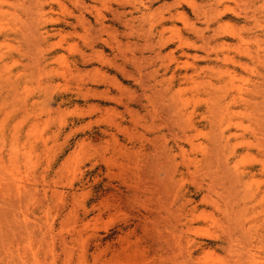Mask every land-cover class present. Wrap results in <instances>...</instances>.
Listing matches in <instances>:
<instances>
[{
  "label": "rangeland",
  "instance_id": "obj_1",
  "mask_svg": "<svg viewBox=\"0 0 264 264\" xmlns=\"http://www.w3.org/2000/svg\"><path fill=\"white\" fill-rule=\"evenodd\" d=\"M228 8L244 1L0 0L3 264H264V139L219 145L207 105L264 69L229 30L264 33Z\"/></svg>",
  "mask_w": 264,
  "mask_h": 264
},
{
  "label": "bare ground",
  "instance_id": "obj_2",
  "mask_svg": "<svg viewBox=\"0 0 264 264\" xmlns=\"http://www.w3.org/2000/svg\"><path fill=\"white\" fill-rule=\"evenodd\" d=\"M244 1V8L241 9H234V8H228L223 14L225 13H233L235 14V17L239 21H245L249 23V30L245 28V30L249 33L251 31H254L255 29L260 28L259 31H262L264 33V0H256V3L248 2L247 0ZM197 11L198 9L195 8ZM180 18L183 21H187V18L185 17L184 13H180ZM172 18V17H170ZM169 18V19H170ZM168 20V19H166ZM209 27H207L208 29ZM232 37H235L236 39L239 40L240 42V53L242 57H246L249 59H258L262 60L261 58L263 57L261 54H258V52H254L251 49V42L254 43V41H257V45H259L260 48H264L263 44H258L259 42H262L261 36L257 34V32H253L254 36L246 35L242 31L231 29L229 30ZM258 31V30H257ZM258 31V33H259ZM257 34V35H256ZM264 36V34H263ZM260 37V38H258ZM259 39V40H257ZM263 39V38H262ZM181 47H196V44H190L187 43L185 40L181 38ZM264 58V57H263ZM226 60H231L237 67H241L244 69L249 68V63L245 62L242 58L240 59H235V58H226ZM263 61V60H262ZM185 65H191L195 67V70L200 69L201 67L197 66L196 64H190V62H184ZM238 70L234 69L232 71V74L230 75L231 81L225 85L223 89H221V97L219 98L217 103H211L208 104V111L211 113H215L216 110L222 113L221 119L219 121H213L211 119V122L214 124L215 127L220 128V134L219 138H217L216 143H219V145L222 144H227L231 141L233 136H238V135H244L248 132L252 134L253 136L259 138L260 140L263 141L264 139V69L263 72H259V80L257 83H255L252 87L248 86H242L238 85L236 83V78L238 75ZM185 80H194V76L189 74H185L184 76ZM184 83L175 85V84H170L168 86V92L172 94V99L178 98L181 99V103H178V106L175 108L176 110L180 111H185L188 112V118L189 120L194 123L193 118L194 115L198 113V108L197 106H193L194 110L190 111L188 106L185 103V100L183 99V87ZM176 98V99H177ZM189 102V101H188ZM196 105V104H194ZM232 113H239V114H245L247 117H250V120H252L253 123L246 125L244 122H241L238 124V131L233 132V133H228L226 128H223L222 122L225 118V116L230 115ZM204 115V114H203ZM251 122V121H249ZM195 125V124H194ZM242 131V132H240ZM235 154V153H234ZM227 162H229V158L226 157ZM257 162L262 166V169H264V158L258 159ZM252 170L250 168H244L240 170V176L242 179L249 176L251 174ZM5 177L0 178V188L3 193H7L9 191L8 182H5ZM1 242V240H0ZM1 249V254H0V264L5 263L7 258L10 257V247L8 245H5L4 247L2 246Z\"/></svg>",
  "mask_w": 264,
  "mask_h": 264
}]
</instances>
